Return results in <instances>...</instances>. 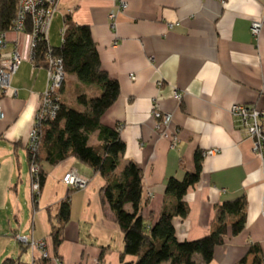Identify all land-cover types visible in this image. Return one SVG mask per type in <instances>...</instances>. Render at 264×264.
Listing matches in <instances>:
<instances>
[{
	"label": "crops",
	"instance_id": "obj_1",
	"mask_svg": "<svg viewBox=\"0 0 264 264\" xmlns=\"http://www.w3.org/2000/svg\"><path fill=\"white\" fill-rule=\"evenodd\" d=\"M126 3L110 21L113 0H59L49 28L60 32L66 17L87 26L102 68L116 81V98L100 120L120 125L125 150L117 171L130 160L139 166L146 201L142 214L155 220L168 178H180L193 169L196 149L218 148V153L203 157L200 179L184 196L187 216L172 219L175 235L193 240L208 234L217 206L244 194L243 230L237 235L228 232L208 264H240L244 256L241 264H258L246 253L250 244H257L264 256V173L229 107L245 103L264 109V23L257 39L249 31L251 20L264 11V0ZM176 22L172 28L166 26ZM2 32L0 54L19 51L24 59L11 76L9 91L0 92V262L20 256L25 264H41L40 250L29 247L21 252L13 237L18 233L47 241L49 259L43 264H118L123 235L101 200L104 179L91 167L72 157L53 166L43 163L46 178L33 204L25 140L39 108L46 71L28 58V33L13 28ZM75 84V77L67 75L63 95ZM173 88L181 92L180 101L173 98ZM154 103L161 115H171L168 125L154 114ZM175 132L179 141L172 147L169 135ZM91 139L97 142L96 133ZM70 168L88 183L70 192V218L55 255L49 234L57 205L69 192L61 179ZM194 259L201 264L198 254Z\"/></svg>",
	"mask_w": 264,
	"mask_h": 264
},
{
	"label": "trees",
	"instance_id": "obj_2",
	"mask_svg": "<svg viewBox=\"0 0 264 264\" xmlns=\"http://www.w3.org/2000/svg\"><path fill=\"white\" fill-rule=\"evenodd\" d=\"M16 8V0L0 1V30L13 28ZM61 30V42L57 46H51L48 38L39 36L32 59L34 65L45 67L50 48L51 54L61 59L65 75H73L76 79L69 94L63 95L65 76L58 90V109L54 118L37 124L41 142L39 150L31 154L25 146L29 165L37 162L39 166V191L46 178L43 163L53 166L72 157L91 167L104 179L100 188L101 200L110 207L123 235L118 264H199L194 259L196 254L200 256L201 264H208L214 249L224 243L228 232L237 235L243 230L246 220L244 194L224 200L217 206L214 226L208 234L193 240H178L172 219L176 216L185 218L188 214L184 196L199 181L202 169V150L196 149L193 169L185 170L180 178L171 176L166 181L158 217L155 220L144 218L142 210L146 201L143 198L141 169L130 160L117 171L125 143L118 124L108 126L100 120L116 98V81L102 68L87 26L78 25L66 17ZM25 31H30L29 25H26ZM94 133L95 143L91 139ZM71 191L58 203L54 215L56 221L52 223L49 234L55 255L62 242L63 227L70 218ZM38 196L39 193L34 194V204ZM248 253L254 255L255 263L261 264L264 256L260 255L261 249L257 244H250ZM46 259L41 257V264ZM98 259L101 260V256ZM244 261L245 256L239 263ZM0 264L25 263L17 256L5 257Z\"/></svg>",
	"mask_w": 264,
	"mask_h": 264
},
{
	"label": "built area",
	"instance_id": "obj_3",
	"mask_svg": "<svg viewBox=\"0 0 264 264\" xmlns=\"http://www.w3.org/2000/svg\"><path fill=\"white\" fill-rule=\"evenodd\" d=\"M224 3V0H220ZM17 8L16 15L13 20V29L17 32L28 33L29 56L31 60L34 57V50L37 45L38 37L47 38L50 22L56 10L58 9L59 0H16ZM114 7L108 13V19L113 21L116 16L123 12L127 3L126 0H113ZM264 23V11L258 19L251 20L249 31L254 39H257L262 25ZM176 23H167L168 28H172ZM26 25L30 26V31L26 32ZM62 31V30H61ZM4 45V34L0 33V46ZM47 55V63L45 66L46 82L45 88L41 94L39 108L35 114L32 131L29 142L26 144L31 154L36 153L38 149V141L40 139L37 124L41 121L54 118L58 109V90L62 86L65 78V72L62 68L61 59L51 54L49 48ZM24 59V56L19 52L0 54V92L6 94L10 89V80L13 73L16 71L19 63ZM172 96L175 100L180 101L182 94L176 88L172 89ZM159 105L154 103L153 112L157 117H160L163 124L168 125L171 121L169 113L160 114ZM229 112L235 120L238 132L243 133L251 140L252 151L261 159V167L264 173V109L255 104L233 103L229 107ZM2 117L0 107V118ZM120 129V125H118ZM167 136V134H164ZM170 136V146H176L179 141L178 134L175 132ZM220 150L216 147L202 150V156H210L218 153ZM38 164L30 163V172L33 179V194H37L39 190ZM62 182L68 187H82L87 182V178L77 172L75 168H70L62 177ZM19 241H30L27 236H17ZM41 248V257H48V252L45 250L46 243L43 240L39 241ZM31 248L34 243H30ZM261 264H264V258Z\"/></svg>",
	"mask_w": 264,
	"mask_h": 264
},
{
	"label": "rangeland",
	"instance_id": "obj_4",
	"mask_svg": "<svg viewBox=\"0 0 264 264\" xmlns=\"http://www.w3.org/2000/svg\"><path fill=\"white\" fill-rule=\"evenodd\" d=\"M49 28H50V26H49ZM47 38L49 39L51 45L57 46L61 42V33L60 32L54 33V32H52L51 29H49L48 30V34H47ZM56 42H57V44H54ZM66 77H67V75H66ZM87 91L90 92V93H92V91L90 89H87ZM34 119H35V116H34ZM32 127H33V123H32V126L29 129V132H28V135H27V139L25 140V143H28L29 142L30 134H31V131H32ZM40 145H41V142H40V139H39V141H38V149L37 150H39ZM203 157H206V156H203ZM31 163H34V162H31ZM35 163L37 164V162H35ZM38 168H39V166H38ZM29 174H30V192H31V198H32V201H33L34 194H33L32 189H33L34 183H33L32 175H31V172H30V165H29ZM87 183H88V179H87V182L85 183V185L82 186V187H71V186L70 187L67 186V187H68L69 190L72 189V191H73V190L83 189L86 186ZM39 190H38L37 194L40 193ZM33 204H34V202H33ZM17 236H27V237H29L30 241H28V242L19 241V239L17 238ZM13 237H14V240L21 246V248H23V250H25L26 248L31 247L30 246V243L32 242V243H34V247L33 248H36V249L40 250V252H41V248L42 247H40V245H39V241L40 240H43L46 243V246H47V241L45 239H35L32 236H30V235H21V234L15 233ZM45 250L47 251V247H45ZM46 258H47L46 260H48L49 259V256L46 257Z\"/></svg>",
	"mask_w": 264,
	"mask_h": 264
}]
</instances>
